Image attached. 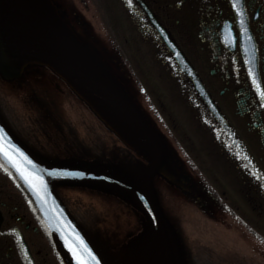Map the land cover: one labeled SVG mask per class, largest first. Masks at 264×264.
Returning a JSON list of instances; mask_svg holds the SVG:
<instances>
[{"label":"rangeland","instance_id":"374dc122","mask_svg":"<svg viewBox=\"0 0 264 264\" xmlns=\"http://www.w3.org/2000/svg\"><path fill=\"white\" fill-rule=\"evenodd\" d=\"M53 1L82 41L96 51L118 77L125 79L130 94L144 107V113L160 135H167L174 147L181 144L179 133H189L195 138L194 157L199 163L189 160L188 167L197 172L193 180L198 183L193 187L197 192L196 200L190 199L189 191L175 189L163 180L158 183L159 202L165 211L163 218L167 225L173 227L181 244L184 243L182 250L186 254L195 253L193 257L188 256L187 263L264 264V247L256 239L260 234L264 242V218H258L251 211L242 193L243 184L237 181L235 171L224 161L216 140L219 135L216 126L210 122L199 126L195 122L194 118L203 113L196 103L192 109L186 105L184 81L175 76L176 67L167 60L168 52L159 40L141 33L136 18L129 13L132 10L117 0ZM175 38L181 47H186L180 36ZM176 75L179 76L178 73ZM24 79H28L31 93L24 99L23 92H19L13 99L16 94L11 91L12 94L3 101L5 110L16 107L15 111L19 108L26 113L31 107L46 118L51 115L53 121L49 118L43 131L49 132V140L53 142L52 135L62 124L63 138L62 135V140L57 138L61 145L69 140L73 123L71 129L76 132L78 140L90 147L85 159L121 168L128 166L127 149L121 148L115 134L53 72L40 67L30 68ZM15 89H20V85ZM38 97L43 103H36ZM175 127L179 133L174 132ZM181 156L185 160L190 158L186 153ZM206 188L212 194L198 193ZM221 189L226 191L227 198L221 197ZM80 193L82 199L93 204L95 214L102 215L106 221L104 233L112 235L115 245L127 243L122 250L133 244L129 240L136 231L145 228L144 218L117 197L90 191H86V196L82 195L83 191ZM233 209L241 218L231 214ZM117 229L120 232L117 233Z\"/></svg>","mask_w":264,"mask_h":264},{"label":"flooded vegetation","instance_id":"af4514ba","mask_svg":"<svg viewBox=\"0 0 264 264\" xmlns=\"http://www.w3.org/2000/svg\"><path fill=\"white\" fill-rule=\"evenodd\" d=\"M118 2L132 10L129 13L136 18L141 33L159 40L161 46L169 51L150 21V12L183 52L234 139L227 134L223 124L213 117L206 102L195 90L194 83L179 72L187 83L189 106L195 101L203 113L194 120L199 126H206L209 122L216 126L219 133L216 140L224 161L235 171L237 181L243 184L242 193L251 211L258 218H264V97L260 95L264 91V0H238L242 16L232 6V0ZM245 28L247 32L243 30ZM177 36L185 41L186 47L180 46L175 38ZM188 53L193 56L190 57ZM253 75L256 83L253 82ZM0 110L5 115L1 107ZM15 119L21 118L15 116ZM14 123L12 125L10 122V125L15 134L34 152L48 160L57 159L56 151L60 147L57 146L56 133L52 135V142L49 132L43 131L45 127H39L40 122L16 120ZM182 140V150L195 156V138L187 133ZM234 141L247 160L240 154ZM183 175L184 187L187 190H190L189 186L195 188L194 177ZM59 193L69 210L76 214L80 208V195ZM189 193L192 194L191 191ZM226 195V191L221 189V197L227 198ZM81 215L79 222L82 224L83 219L91 218L86 211H82ZM87 227L94 230L92 226ZM188 256L192 257L185 254L183 259L187 261ZM179 260L181 264L183 260ZM0 264H60L26 200L1 171Z\"/></svg>","mask_w":264,"mask_h":264},{"label":"water","instance_id":"95a60500","mask_svg":"<svg viewBox=\"0 0 264 264\" xmlns=\"http://www.w3.org/2000/svg\"><path fill=\"white\" fill-rule=\"evenodd\" d=\"M161 33L181 69L194 79L197 89L202 92L182 54L167 35L163 31ZM31 64L49 67L63 78L104 122L127 144L140 149L149 161L144 176L134 178L118 170L87 165L82 161L46 160L22 143L0 116V145H4L5 151L24 169L42 176L44 183L37 182V190L34 191L2 152L0 169L27 199L28 206L54 246L61 263L77 264L69 244L75 246L82 240L80 250L87 264H113L110 256L72 218L56 193V186L67 185L113 193L138 208L148 219V227L139 239L148 234L149 244L162 250L151 251L147 244L143 250L146 254L143 253L136 264H169L164 260L166 252L163 249L171 243L172 237L156 202L153 179L162 173L179 182V172L166 156L157 133L151 129L125 86L105 62L80 41L51 0H0V72L7 79H15ZM215 116L220 119L216 111ZM24 157L32 161L31 166ZM53 170L82 172L84 175L53 176L50 174ZM134 245L122 250V256L131 254Z\"/></svg>","mask_w":264,"mask_h":264},{"label":"bare ground","instance_id":"6f19581e","mask_svg":"<svg viewBox=\"0 0 264 264\" xmlns=\"http://www.w3.org/2000/svg\"><path fill=\"white\" fill-rule=\"evenodd\" d=\"M2 82L4 83L5 86H13L14 88L16 86L20 85L19 82L16 79H11L10 80V79L5 78L4 80L1 81V83ZM30 102H32V101H30ZM38 102H40L39 104L43 103L42 100L39 97L37 98V102L36 103H38ZM12 114H14V113H11V116H13ZM11 116H9V118H7V117L1 115V119L3 120L4 124L5 123H9L10 124V122L11 123L13 122V119H12ZM15 116H19V118H21V119H17V120H21L23 122L24 121H27V120L30 121V122H32V123L33 122H35V123L36 122L37 123L40 122L41 125H39V127H41V128L44 127L49 122V120H48L49 118H52L51 115H50L49 118H46L43 113H40L38 110H36V108H31V107L26 111V113L23 110L20 115H15ZM51 121H53V120H51ZM148 124L150 125L151 129L155 132V129H156L155 126L152 123H149V122H148ZM84 156L85 155L81 154L78 158H76V161H81ZM182 169H183V172L185 173V175H188L190 177H193L194 176V173L189 168H187V167L184 166ZM183 178H184V175H183ZM62 187H64V185H62ZM62 189H63V193H65V194H67L69 196H75L77 194V191H73V190H71V189H69L67 187L62 188ZM74 192H76V194H74ZM95 192L96 193H101V194L103 193L104 195H107V196H115V197L118 198V200L120 202H123V204H125V202L121 199V197L119 195H116V194H113V193H109V192H105V191H101V190H98V189ZM77 195H81V193L79 192ZM82 195L83 196H86L88 194L86 193L85 190H83ZM79 198H80L79 199V201H80L79 202L80 208H78L79 211L76 212V214H75L74 212H72L71 210H69L70 215L72 216L73 219H75L77 221H80V219L82 220L81 212L82 211L88 212L91 215V218L89 220H84L83 219V221H84L83 223L86 226H92V227H94V230H92L91 233H89V236L90 237H92L93 235L97 236L99 238V241H98L97 246L101 250L110 252L111 250H113L115 243L113 241V238L110 235H107L106 232L104 233V225H106L105 224L106 221L104 220V218L102 217V215L95 214L93 206H91L90 204H87L88 201H85L80 196H79ZM69 206H70V203H69ZM128 208L132 211V209L130 207H128ZM140 236H139V238H140Z\"/></svg>","mask_w":264,"mask_h":264},{"label":"snow or ice","instance_id":"6c2138e0","mask_svg":"<svg viewBox=\"0 0 264 264\" xmlns=\"http://www.w3.org/2000/svg\"><path fill=\"white\" fill-rule=\"evenodd\" d=\"M132 0H129V3L131 4ZM232 6L236 9L237 13L240 14L241 16L243 15L242 9L240 7H238V0H232ZM245 32H247V29H243ZM251 37H249L250 39ZM250 75H252L251 70H250ZM253 82L256 83L255 77L253 75ZM261 97H264V91L260 92ZM17 152H19V149L16 150ZM0 152L3 153L4 157L7 158L9 160V162H11L19 171L20 174L22 176V178L25 180L26 183L29 184L30 187H32V189L34 191L37 190V182H39L40 184H43V177L39 176L38 174H36L35 172H30L27 169H24L20 163H18L14 157H12L9 152L5 151V146L4 145H0ZM21 156H23V153H20ZM24 160L27 162L28 165H32V161L28 160L27 157H24ZM51 175L53 176H82L84 175V173L82 172H69L67 170H62V171H56L53 170L51 173ZM14 231V229L12 230ZM79 239V238H77ZM67 243V241H66ZM83 244L82 240H79V243H77L75 246L73 244H69V248L72 251L73 256L76 258L77 260V264H87V261L83 258V253L80 250V245ZM86 247V245H85ZM89 253L91 252L90 249H88Z\"/></svg>","mask_w":264,"mask_h":264}]
</instances>
